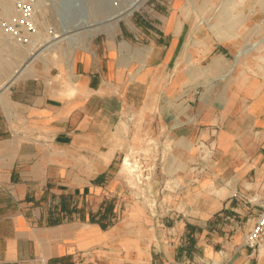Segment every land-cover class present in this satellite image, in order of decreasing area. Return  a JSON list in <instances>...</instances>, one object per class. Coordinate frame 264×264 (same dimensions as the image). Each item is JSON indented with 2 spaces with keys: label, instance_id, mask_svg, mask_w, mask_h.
Returning <instances> with one entry per match:
<instances>
[{
  "label": "crops",
  "instance_id": "crops-1",
  "mask_svg": "<svg viewBox=\"0 0 264 264\" xmlns=\"http://www.w3.org/2000/svg\"><path fill=\"white\" fill-rule=\"evenodd\" d=\"M173 17L168 6L154 21L135 17V27L143 20L147 26L128 37L145 36L143 46L128 44L121 30L116 41L95 38L91 49L74 52L68 82L58 89L30 79L12 87L0 107V264L38 257L48 264H221L219 249L236 238L221 232L224 221L240 225L246 215L241 225H254L264 203V41L239 55L238 35L197 26L193 36L200 41L217 39L200 50L196 79H181L180 90L166 85L159 96L156 73L172 65L189 36L177 34L178 13L168 27ZM126 48L133 54L126 56ZM174 94L177 103L164 112L166 137L185 153L208 142L209 153L195 157L202 171L170 187L178 191L160 205L166 216L148 225L149 255L126 253L124 245L136 243L126 241L119 204L108 199L125 150L126 106L140 112L147 101L150 110L152 101ZM129 168L125 157L121 171ZM93 198L100 204L92 207ZM244 247L243 264H264V232L254 248Z\"/></svg>",
  "mask_w": 264,
  "mask_h": 264
},
{
  "label": "rangeland",
  "instance_id": "rangeland-1",
  "mask_svg": "<svg viewBox=\"0 0 264 264\" xmlns=\"http://www.w3.org/2000/svg\"><path fill=\"white\" fill-rule=\"evenodd\" d=\"M63 1L0 0V83L16 66L23 63L31 51L32 45H39L44 41H48L46 45L54 42V50L36 59L31 65L32 73L15 82L10 86V90L14 85L26 79L50 81V87L58 89L68 82L70 76L66 66V55L71 45L88 42L82 47H77L72 53L73 56L75 51L85 50L83 48L86 47L90 48L95 38H103L104 41L109 42L116 41V33L110 36L104 30L95 32L91 36L87 32L76 33L75 30L64 32V26L68 23L75 24L77 16L83 11H87L88 19L91 21L102 20L106 6L102 0H83L75 7H71L72 10L69 12L63 7ZM155 3H158V7L154 5ZM167 6L170 9V14L174 17L178 13L177 26H175L179 30L177 34L186 30L189 36L183 39V45L179 44L172 65L170 63L165 67L162 64L156 73L159 96L165 97L166 85L175 91L180 90L181 79H196L198 74L196 66L199 59L204 57V53L200 50L208 42L217 39L213 34H210L205 40L200 41L193 36V31L197 26L209 29L215 35L228 33L238 35L237 47L241 49L239 55L250 51L249 49L264 41V0H148L142 8L133 12L128 20H120L116 32L123 31L126 34L123 39L128 44L133 45L132 43L136 41L138 42L136 44L143 46L147 42L145 36L138 37L137 40L128 37V35L137 33V27L144 29L147 26L143 20L138 22L135 27L134 18L144 15L146 19L154 21L156 16L165 12ZM174 17L172 21L169 18L168 27L174 24ZM187 18L188 20L185 21ZM157 26L160 27L161 24L159 23ZM10 27L18 31V36L22 39L21 42L10 36L8 32ZM131 49L130 51L125 49L126 56L127 52L133 54V49ZM203 59L207 61L208 56ZM168 97L162 98V100L157 98L156 102L152 101L150 110L146 107L147 101L141 105L140 112H134L130 105L126 106L125 150L115 161L119 171L117 173V169H113L116 172L113 175H118V181L114 180V183L110 185L111 190L108 198L113 200V205L119 204L117 221L120 225H125L126 241L136 243L135 245L125 244L124 251L126 253L134 251L142 255H149L148 243L152 233L148 225H156L157 217H160L158 215L166 216V212H162L164 208L160 205H164L166 199L167 201L171 199L170 193L177 192L176 187L186 184L188 175L193 176L198 171H202V167L196 164L195 157L207 156L209 153L206 148L209 145L208 142H197L200 150L186 151V153L183 152L181 144L176 143L177 141L171 144L172 142L166 137L163 130L165 126L164 112L167 104L177 103V101L174 100L175 94L173 97ZM0 107L3 108L4 105L0 103ZM125 157L129 159L130 168L122 172L121 167ZM97 169L98 167L94 166L90 173L95 175ZM62 177L67 179V176ZM171 186L175 188L170 189ZM93 195L96 194L93 192ZM166 195L169 198H165ZM97 204H100L99 198H93L92 207ZM263 206L264 203L261 204L258 215L263 211ZM159 209H162L161 212ZM258 215L250 229H248L250 225H241L246 222V215H242L243 219L240 225H232L233 221L231 222L229 219L224 221L220 229L221 232L224 236L227 234L228 237L236 235V238H231L233 245L230 244L219 249L223 263L227 261L231 264H243L245 262L241 250H244L245 245L254 248L263 234V230L260 229L253 240L248 237L257 227ZM190 218H196V215H190ZM230 218L233 217L230 215ZM212 229L213 226L210 225L206 234V237L211 239L214 237L215 231ZM143 264L150 263L143 262ZM190 264H218V259L208 262L194 261Z\"/></svg>",
  "mask_w": 264,
  "mask_h": 264
},
{
  "label": "bare ground",
  "instance_id": "bare-ground-1",
  "mask_svg": "<svg viewBox=\"0 0 264 264\" xmlns=\"http://www.w3.org/2000/svg\"><path fill=\"white\" fill-rule=\"evenodd\" d=\"M102 1L104 2V5L106 4L104 10L105 15L102 20L91 21L88 19L89 16L87 14V11H83L80 13L79 16H77L78 18L76 19L75 24L68 23L67 25L64 26V32H70L75 30L76 33L87 32L88 35L91 36L95 32L104 30L107 31L110 34V36H113L117 31L118 22L120 20H128L131 14L133 13V11L143 6L146 0H102ZM79 2H83V0H64L62 5L69 12L72 10L71 7H75V5H78ZM122 3H126V4L121 6L120 4ZM63 16H65V14H63ZM68 19L66 20L68 21ZM47 42L44 41V43H41L39 45L36 44L32 45V48L30 49L31 51H29L28 56H26V58L23 60V63L16 66L0 83L1 104H3L4 106L8 104L10 86H12L19 79L26 78L28 75L32 73L31 65L34 63V61L36 59H39L40 57L45 56L50 51L54 50L53 48L54 42L50 43L49 45H46ZM80 44L81 45L73 44L70 46V50L66 55V64L71 60L73 51L77 47H82L83 45L88 44V42L80 43ZM255 235H256V230H254L251 233L250 237L254 238Z\"/></svg>",
  "mask_w": 264,
  "mask_h": 264
},
{
  "label": "built area",
  "instance_id": "built-area-1",
  "mask_svg": "<svg viewBox=\"0 0 264 264\" xmlns=\"http://www.w3.org/2000/svg\"><path fill=\"white\" fill-rule=\"evenodd\" d=\"M147 1H148V0H146L144 4H146ZM125 4H126V3H122V4H120V5L123 6V5H125ZM143 6H144V5H143ZM143 6H141L140 8H142ZM140 8L134 10L133 12L139 10ZM8 32H9V34H10V36H11L12 38H14V39H16L17 41H20V42L22 41V39L20 38V36H18V31H17L16 29L10 27V28L8 29ZM23 40H24V39H23ZM261 219H262V221H261ZM260 229H262L263 232H264V206H263V211L260 212V214L258 215V218H257V227L254 229V230H256V235H257V233L259 232ZM254 230H253V231H254ZM253 231H252V232H253ZM252 232H251V233H252ZM250 235H251V234H250ZM250 235L248 236L249 239H250V240H253V238H251ZM256 235H255V237H256ZM255 237H254V238H255ZM31 264H48V263H47V260H46L45 258H43V257H38V258L33 259L32 262H31Z\"/></svg>",
  "mask_w": 264,
  "mask_h": 264
},
{
  "label": "trees",
  "instance_id": "trees-1",
  "mask_svg": "<svg viewBox=\"0 0 264 264\" xmlns=\"http://www.w3.org/2000/svg\"><path fill=\"white\" fill-rule=\"evenodd\" d=\"M102 225H104V224H102Z\"/></svg>",
  "mask_w": 264,
  "mask_h": 264
}]
</instances>
